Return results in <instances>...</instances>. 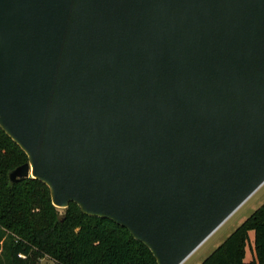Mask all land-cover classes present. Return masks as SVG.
<instances>
[{
	"label": "water",
	"instance_id": "1",
	"mask_svg": "<svg viewBox=\"0 0 264 264\" xmlns=\"http://www.w3.org/2000/svg\"><path fill=\"white\" fill-rule=\"evenodd\" d=\"M0 128L12 182L181 264L264 184V0H0Z\"/></svg>",
	"mask_w": 264,
	"mask_h": 264
},
{
	"label": "trees",
	"instance_id": "2",
	"mask_svg": "<svg viewBox=\"0 0 264 264\" xmlns=\"http://www.w3.org/2000/svg\"><path fill=\"white\" fill-rule=\"evenodd\" d=\"M26 161L0 128V264H39L44 257L56 264H157L124 227L84 214L74 202L59 212L47 185L36 178L12 182L9 172ZM199 264H264V202Z\"/></svg>",
	"mask_w": 264,
	"mask_h": 264
},
{
	"label": "rangeland",
	"instance_id": "3",
	"mask_svg": "<svg viewBox=\"0 0 264 264\" xmlns=\"http://www.w3.org/2000/svg\"><path fill=\"white\" fill-rule=\"evenodd\" d=\"M264 202V184L261 185L229 218H227L186 260L181 264H197L204 259L229 233ZM63 212V208H58ZM250 243L253 231L249 232ZM251 256L249 245L246 246V258ZM39 264H56L51 258L44 257Z\"/></svg>",
	"mask_w": 264,
	"mask_h": 264
},
{
	"label": "crops",
	"instance_id": "4",
	"mask_svg": "<svg viewBox=\"0 0 264 264\" xmlns=\"http://www.w3.org/2000/svg\"><path fill=\"white\" fill-rule=\"evenodd\" d=\"M250 257H251V256H250ZM250 257H249V258H250ZM249 258H247V259H249ZM201 261H202V260H201ZM201 261H199L197 264H199Z\"/></svg>",
	"mask_w": 264,
	"mask_h": 264
}]
</instances>
